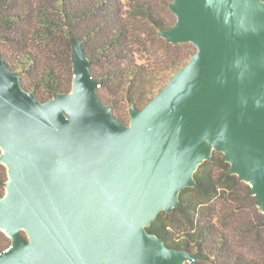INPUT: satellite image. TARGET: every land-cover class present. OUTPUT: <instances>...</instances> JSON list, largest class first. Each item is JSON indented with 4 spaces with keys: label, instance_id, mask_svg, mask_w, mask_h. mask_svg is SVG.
Here are the masks:
<instances>
[{
    "label": "water",
    "instance_id": "95a60500",
    "mask_svg": "<svg viewBox=\"0 0 264 264\" xmlns=\"http://www.w3.org/2000/svg\"><path fill=\"white\" fill-rule=\"evenodd\" d=\"M161 35L197 52L128 123L79 45L70 93L41 102L0 54V148L9 181L0 264H184L147 226L192 185L212 147L264 211V0H173ZM65 110L69 113L66 114ZM26 229V236L21 229Z\"/></svg>",
    "mask_w": 264,
    "mask_h": 264
},
{
    "label": "trees",
    "instance_id": "16d2710c",
    "mask_svg": "<svg viewBox=\"0 0 264 264\" xmlns=\"http://www.w3.org/2000/svg\"><path fill=\"white\" fill-rule=\"evenodd\" d=\"M172 1L0 0V54L45 102L72 91L79 45L101 101L128 123L130 106L142 108L197 52L191 41L161 35L177 22ZM1 155L0 148V199L9 181ZM147 229L167 246L197 255L186 264H264L260 199L222 151L200 163L193 184ZM0 231L3 251L12 238Z\"/></svg>",
    "mask_w": 264,
    "mask_h": 264
},
{
    "label": "rangeland",
    "instance_id": "374dc122",
    "mask_svg": "<svg viewBox=\"0 0 264 264\" xmlns=\"http://www.w3.org/2000/svg\"><path fill=\"white\" fill-rule=\"evenodd\" d=\"M65 112H66L67 115H69V113H68L66 110H65ZM212 151L215 152V153H217V154L220 153V150L217 149L215 146L212 147ZM25 231H26L25 228H22V229H21L22 234H23V232H25ZM26 232H27V231H26ZM26 232H25V233H26ZM5 236H6V235H5L2 231H0V241H1V240H4ZM187 262H190V261H187ZM187 262H185L184 264H186Z\"/></svg>",
    "mask_w": 264,
    "mask_h": 264
}]
</instances>
